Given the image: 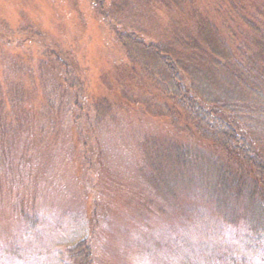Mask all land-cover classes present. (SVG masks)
Segmentation results:
<instances>
[{"label":"rangeland","instance_id":"obj_1","mask_svg":"<svg viewBox=\"0 0 264 264\" xmlns=\"http://www.w3.org/2000/svg\"><path fill=\"white\" fill-rule=\"evenodd\" d=\"M163 3L0 0V264H71L78 241L92 264H264L262 230L227 223L203 184L165 168L163 182L147 161L182 134L153 114L162 99L129 76L117 34L162 40Z\"/></svg>","mask_w":264,"mask_h":264},{"label":"trees","instance_id":"obj_2","mask_svg":"<svg viewBox=\"0 0 264 264\" xmlns=\"http://www.w3.org/2000/svg\"><path fill=\"white\" fill-rule=\"evenodd\" d=\"M163 7L170 26L162 40L117 34L129 76L162 99L153 114L182 134L151 144L147 161L159 177L163 168L175 170L184 189L203 184L227 223L242 217L248 229L264 232V6L248 11L220 0L213 13L195 0H164ZM94 108L97 117L109 111L106 99ZM68 260L92 264L90 247L78 241Z\"/></svg>","mask_w":264,"mask_h":264}]
</instances>
